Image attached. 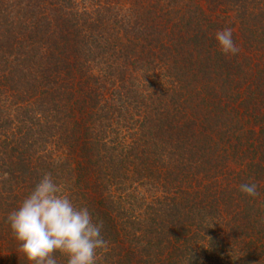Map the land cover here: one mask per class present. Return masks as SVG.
<instances>
[{"label": "trees", "instance_id": "1", "mask_svg": "<svg viewBox=\"0 0 264 264\" xmlns=\"http://www.w3.org/2000/svg\"><path fill=\"white\" fill-rule=\"evenodd\" d=\"M44 173L96 264H264V0H0V264Z\"/></svg>", "mask_w": 264, "mask_h": 264}, {"label": "clouds", "instance_id": "2", "mask_svg": "<svg viewBox=\"0 0 264 264\" xmlns=\"http://www.w3.org/2000/svg\"><path fill=\"white\" fill-rule=\"evenodd\" d=\"M215 39L224 54L239 52L231 28L218 30ZM239 191L249 197L258 195L256 183H243ZM6 223L18 242V253L29 264H57L56 253L66 257L67 264H96L98 252L108 246L103 221H95L86 206L74 203L51 173L43 174L7 214Z\"/></svg>", "mask_w": 264, "mask_h": 264}]
</instances>
